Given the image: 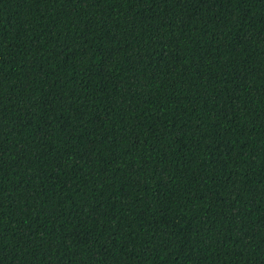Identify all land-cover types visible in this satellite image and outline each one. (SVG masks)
<instances>
[{
  "label": "trees",
  "instance_id": "obj_1",
  "mask_svg": "<svg viewBox=\"0 0 264 264\" xmlns=\"http://www.w3.org/2000/svg\"><path fill=\"white\" fill-rule=\"evenodd\" d=\"M0 264H264V0H0Z\"/></svg>",
  "mask_w": 264,
  "mask_h": 264
}]
</instances>
